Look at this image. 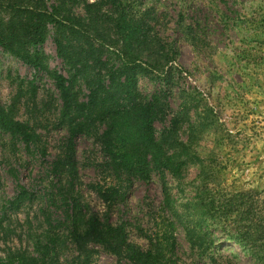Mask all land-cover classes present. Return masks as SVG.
<instances>
[{
  "label": "rangeland",
  "instance_id": "374dc122",
  "mask_svg": "<svg viewBox=\"0 0 264 264\" xmlns=\"http://www.w3.org/2000/svg\"><path fill=\"white\" fill-rule=\"evenodd\" d=\"M136 1L139 8L154 9L155 31L179 50L168 65L172 70L167 82L144 75L138 77L137 87L144 95L167 90L173 113L187 108L178 138L188 155L182 160L189 161L180 177L166 174L168 202L154 175L148 182L135 181L126 202L108 213L89 187L103 182L100 145L94 137H81L76 142L77 191L91 211L109 214L114 224L124 223L129 240L142 249L147 248L145 234L160 233L171 223L177 264H264L263 256L257 261L228 241L233 229L225 231L234 220L243 227L261 224L258 236L264 242V0ZM52 35L41 50L47 66L65 75ZM31 84L36 87L33 98ZM16 97V118L41 134L50 159L64 135L53 83L0 50V103L9 106ZM44 158L21 147L13 149L0 131V256L9 250L33 252L44 232L41 213L57 218L59 208L53 202L58 188ZM19 184L32 199L11 205ZM251 192L258 193L260 201L257 205L246 200L252 206L242 217L195 215L199 198ZM76 255L74 245L67 243L61 263L73 264ZM87 255L91 264L116 263L115 256L96 245H88Z\"/></svg>",
  "mask_w": 264,
  "mask_h": 264
},
{
  "label": "trees",
  "instance_id": "16d2710c",
  "mask_svg": "<svg viewBox=\"0 0 264 264\" xmlns=\"http://www.w3.org/2000/svg\"><path fill=\"white\" fill-rule=\"evenodd\" d=\"M136 3L0 0V50L51 80L60 102L58 126L64 130L56 153L46 160L41 134L16 118L17 97L9 106L0 103V131L8 136L13 149L21 147L45 157L58 188L53 204L59 208L57 218L41 213L44 232L33 252L9 250L0 256V264H62L61 250L69 242L77 253L73 264H91L88 245L115 256V264H177L172 258L176 244L171 223L160 233L145 234L147 248L142 249L129 240L124 223L114 224L109 214L91 211L77 191L76 142L81 137H94L100 145L103 182L89 187L108 213L126 202L135 181L148 182L154 175L168 202L166 174L180 177L189 161L182 160L188 155L178 138L187 108L173 113L167 90L144 95L137 87L138 77L144 75L167 82L172 70L168 65L176 60L179 50L155 31L158 18L154 9L139 8ZM51 31L65 75L47 66L41 50ZM35 88L31 84L32 98ZM30 199L32 194L19 184L10 204L19 206ZM250 199L257 205L260 201L255 192L199 198L195 215L242 217L250 213L247 206L251 204L246 201ZM228 227L233 229L229 230V242L238 245L244 255L263 259L264 242L258 236L261 224L243 227L234 220L225 231Z\"/></svg>",
  "mask_w": 264,
  "mask_h": 264
}]
</instances>
